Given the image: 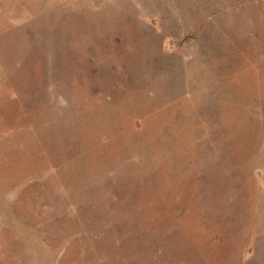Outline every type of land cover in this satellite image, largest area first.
Wrapping results in <instances>:
<instances>
[{
    "label": "rangeland",
    "instance_id": "obj_1",
    "mask_svg": "<svg viewBox=\"0 0 264 264\" xmlns=\"http://www.w3.org/2000/svg\"><path fill=\"white\" fill-rule=\"evenodd\" d=\"M0 264H264V0H0Z\"/></svg>",
    "mask_w": 264,
    "mask_h": 264
}]
</instances>
